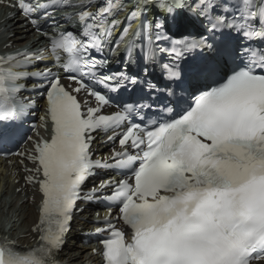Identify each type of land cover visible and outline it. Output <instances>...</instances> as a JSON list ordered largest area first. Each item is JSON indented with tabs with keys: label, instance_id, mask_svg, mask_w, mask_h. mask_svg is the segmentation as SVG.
Listing matches in <instances>:
<instances>
[{
	"label": "snow or ice",
	"instance_id": "1",
	"mask_svg": "<svg viewBox=\"0 0 264 264\" xmlns=\"http://www.w3.org/2000/svg\"><path fill=\"white\" fill-rule=\"evenodd\" d=\"M126 2L8 5L37 31L58 8L79 11L77 28L43 33L54 59L45 62L47 48L0 55V144L18 143L32 115L36 101L25 91L45 100L40 120L50 129L47 138L27 137L31 152L13 153L21 165H33H24L23 179L40 196L30 227L37 244L21 247L0 230V264H59L74 214L85 210L79 204L101 191L110 193V210L99 220L105 227L95 229L105 235L93 251L103 264H264V0H136L120 20ZM152 8L160 18L148 21ZM134 21L144 34L140 59L159 64L163 88L147 79V68L143 80L140 73L105 71L106 45L118 48ZM197 24L195 35L186 31ZM127 51L133 63L131 44ZM171 84L187 87L188 96ZM129 89L153 103L105 111L109 94ZM100 132L119 144L107 159L93 158ZM101 168L119 175L83 192Z\"/></svg>",
	"mask_w": 264,
	"mask_h": 264
},
{
	"label": "bare ground",
	"instance_id": "2",
	"mask_svg": "<svg viewBox=\"0 0 264 264\" xmlns=\"http://www.w3.org/2000/svg\"><path fill=\"white\" fill-rule=\"evenodd\" d=\"M12 20H6V23H11ZM12 29L7 30L3 36H7L11 33H15L14 38H10L7 41H13L15 44H28L32 38L30 33L32 32L28 25H25L24 21L18 17L17 21L12 23ZM34 43V42H33ZM8 168L5 166V161L0 159V217L7 218L12 226L10 228V233L19 237V241L22 243L27 242L33 245L32 237L28 235L29 228L31 225L37 221V215L35 213L34 207L28 203L23 202V204L17 207L16 200L11 199L14 194L15 188L12 186L11 175L7 173ZM20 184L16 185L19 186ZM27 189V188H26ZM17 217V221L13 217ZM21 220L23 222L21 223ZM23 234H26L23 236ZM74 250H80L81 247L73 246ZM64 254L66 258L69 254ZM75 262V260H74Z\"/></svg>",
	"mask_w": 264,
	"mask_h": 264
}]
</instances>
